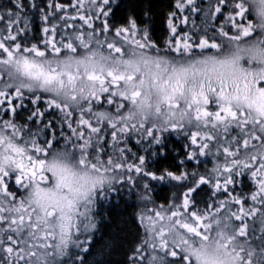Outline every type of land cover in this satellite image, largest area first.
<instances>
[{
	"label": "snow or ice",
	"instance_id": "1",
	"mask_svg": "<svg viewBox=\"0 0 264 264\" xmlns=\"http://www.w3.org/2000/svg\"><path fill=\"white\" fill-rule=\"evenodd\" d=\"M10 2L0 264H90L99 208L124 185L144 202L126 264H264V0H173L163 43L146 21L115 24L116 0ZM173 134L182 158L153 170ZM151 181L177 189L170 202Z\"/></svg>",
	"mask_w": 264,
	"mask_h": 264
},
{
	"label": "trees",
	"instance_id": "2",
	"mask_svg": "<svg viewBox=\"0 0 264 264\" xmlns=\"http://www.w3.org/2000/svg\"><path fill=\"white\" fill-rule=\"evenodd\" d=\"M173 0H118L113 4L114 14L111 20L117 24H124L128 18L135 17L138 22L146 21L152 38L158 43H163L167 28L165 18L171 10ZM11 6L10 0H0V9ZM148 13V15H145ZM34 19V27L39 26V20ZM197 24L200 18H196ZM29 107L31 104L28 101ZM170 147H176L178 152L170 155L167 159L157 158L149 160L153 170L170 167L175 162V156L180 155L181 141L173 134L169 137ZM135 150V149H134ZM204 164L212 167L211 157L202 158ZM191 167V166H190ZM203 171V166H201ZM152 197L155 201L166 203L171 201L172 193L177 191L171 183L151 181ZM174 183V182H173ZM121 190L114 195L110 203L102 204L99 208L101 219L98 230L93 236L92 255L89 257L90 264L95 261H103L104 264H126V254L137 242L141 228L137 223L140 208L139 194L142 188H135L130 185L118 186ZM209 189L200 193L201 201L207 200ZM203 207V203H201Z\"/></svg>",
	"mask_w": 264,
	"mask_h": 264
},
{
	"label": "rangeland",
	"instance_id": "3",
	"mask_svg": "<svg viewBox=\"0 0 264 264\" xmlns=\"http://www.w3.org/2000/svg\"><path fill=\"white\" fill-rule=\"evenodd\" d=\"M250 18L253 19V21H255V16H254V15L251 16ZM149 194H150V196L152 197V190L150 191ZM152 200H153V202H154L156 205L163 204V203H160V202H158V201H155V198H153V197H152ZM169 202H170V201H169ZM151 206H152L151 204L148 205V207H151ZM143 208H144V202H142V201L140 200L139 213L143 210Z\"/></svg>",
	"mask_w": 264,
	"mask_h": 264
},
{
	"label": "flooded vegetation",
	"instance_id": "4",
	"mask_svg": "<svg viewBox=\"0 0 264 264\" xmlns=\"http://www.w3.org/2000/svg\"><path fill=\"white\" fill-rule=\"evenodd\" d=\"M117 1H118V0H116V2H117ZM116 2H115V3H116Z\"/></svg>",
	"mask_w": 264,
	"mask_h": 264
}]
</instances>
